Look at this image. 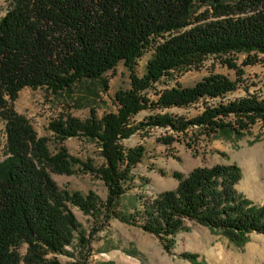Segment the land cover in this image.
Instances as JSON below:
<instances>
[{
    "label": "trees",
    "instance_id": "obj_1",
    "mask_svg": "<svg viewBox=\"0 0 264 264\" xmlns=\"http://www.w3.org/2000/svg\"><path fill=\"white\" fill-rule=\"evenodd\" d=\"M150 49L154 53L140 77L137 60ZM234 54H246V66L264 56V0H11L0 18V123L6 133L5 142L0 139V264H62L47 256L72 255L67 249L74 247L82 258L69 264H88L98 230L87 234L72 207L102 225L113 218L132 224L142 220V230L156 236L168 253L177 235L190 230L186 221L238 246L252 233L264 235V204L239 193L243 173L236 164L199 167L187 177L174 172L176 189L157 195L144 211L117 212L146 153L142 145L126 150L122 144L138 131L160 128L188 138L191 128L204 129L208 137L230 130L241 138L264 123V98L255 96L208 107L192 119L158 113L132 122L146 110L186 108L235 92L236 82L212 74L193 87L165 89L157 100L148 95L163 77L198 71L210 57L225 59L224 65L242 76L234 60L227 59ZM121 62L130 72L131 88L116 93V113L98 119L92 109L85 121L68 117L49 124L61 143L84 138L99 145L105 160L100 168L72 156L65 146L52 153L49 139L15 110L26 88L60 95L77 84L99 82L107 92L104 75ZM231 117L234 121L226 123ZM161 141L170 145L176 138ZM77 172L99 177L107 199L61 190L52 177ZM181 257L199 264L197 254Z\"/></svg>",
    "mask_w": 264,
    "mask_h": 264
},
{
    "label": "rangeland",
    "instance_id": "obj_2",
    "mask_svg": "<svg viewBox=\"0 0 264 264\" xmlns=\"http://www.w3.org/2000/svg\"><path fill=\"white\" fill-rule=\"evenodd\" d=\"M11 7V0H0V18L4 17ZM203 9H201L202 11ZM153 49L137 60L136 73L143 77L147 72L148 61L152 58ZM243 71L238 76L237 71L230 69L218 58H208L202 69L185 73L173 72L166 76L148 91L153 100L165 89L180 86L193 87L205 77L218 74L237 83L238 89L227 94L224 98H202L196 104L186 108L151 109L139 113L132 119L134 124L158 113H169L187 119L201 115L208 107L240 100L248 96L264 98V56H259L251 65H245L246 54H234L227 57ZM108 81L109 90H102L99 82L77 84L73 89L54 95L44 89L33 90L26 88L19 93L15 102V110L25 116L40 137L49 139L48 145L52 153L65 146L72 156L84 161L92 160L100 168L105 164L99 145L84 138H71L61 143L54 133L49 130L53 120L68 117L85 121L94 109L98 119L106 114L116 113L119 105L115 95L119 90L131 88L130 72L123 62L104 75ZM234 118L225 119L232 123ZM176 138L167 145L164 138ZM0 139H6L5 125L0 123ZM126 150L144 146L146 153L142 163L138 164L133 174L135 180L131 189L122 197L117 212L130 216L137 211H144L145 204L160 193L174 190L178 180L174 172H180L187 177L191 171L199 167L215 165L239 166L243 173L242 181L237 185L239 193L256 204H264V123L259 121L252 126L243 137H237L228 130L208 137L204 129L191 128L189 137L177 138V135L160 128L138 131L130 139L123 141ZM2 152V150H1ZM2 155V154H1ZM53 179L61 190L81 192L87 195L94 192L102 201L107 199L108 190L104 182L92 174L77 172L72 176L52 174ZM78 221L87 234L95 233L91 240V256L88 264H193L181 257L183 253L197 254L199 264H264V235L252 233L249 241L238 246L224 236L213 234L208 228L186 221L189 231L181 232L176 237V243L170 253L164 250L161 241L154 235L145 233L142 220L137 224L125 223L113 218L104 225L94 217L85 215L79 208L72 207ZM28 245L21 246L22 257L27 253ZM72 255L49 254L47 259H57L62 264H69L82 258L80 250L67 249ZM85 255V254H83Z\"/></svg>",
    "mask_w": 264,
    "mask_h": 264
}]
</instances>
